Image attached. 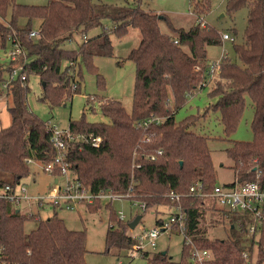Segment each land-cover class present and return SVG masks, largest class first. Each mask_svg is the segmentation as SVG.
<instances>
[{
	"label": "trees",
	"instance_id": "16d2710c",
	"mask_svg": "<svg viewBox=\"0 0 264 264\" xmlns=\"http://www.w3.org/2000/svg\"><path fill=\"white\" fill-rule=\"evenodd\" d=\"M244 7L248 11L243 41L236 42L235 37L233 41L243 65L222 58L216 77L211 79L208 45L223 41L221 32L204 21V14L212 9L210 0H195L196 18L188 28L176 26L164 12L145 9L142 0L125 5L93 0H50L43 5L0 0V49L19 50V59L10 60L8 70L14 62L22 66L7 89L4 83L10 76H0V96L7 92L12 99L11 124L0 129V183L28 176L31 169L27 158L44 164L57 154L47 121L28 104L30 74H39L43 84L41 98L51 102L64 101L65 93L73 97L81 92L84 67L95 75L98 88L105 91L106 79L96 66L95 57L113 55L110 33L123 37L132 27L138 28L140 43L128 54L135 64L132 109L128 112L121 101L102 96L100 109L107 121L71 119L72 133H98L103 140L99 146L89 141L69 142L70 169L92 192H131L129 199L144 202L146 210L176 204L166 196L171 190L183 195L187 234L199 245L213 249L218 264H244L242 255L248 238L243 216L230 215L232 230L228 238H209L200 225L206 213L214 211L216 201L189 194L196 183L203 185L204 192H211L217 184L208 137L193 128L204 114L176 119L190 96L213 82L209 95L216 101L206 111H219L224 132L230 135L237 129L249 101L254 110L253 139L233 142L227 154L234 161V177L253 180L257 168L262 170L264 181V0L225 2L231 16ZM105 19L112 21V32L105 29L87 35L102 26ZM33 30L37 31L36 36L29 37ZM232 31L236 34V28ZM76 35L84 36L79 47H66ZM152 115L160 122L136 127L138 121ZM151 155H156V159H151ZM102 202L84 204L94 211ZM111 202L104 205L110 217L105 236L107 250L129 249L134 243L129 233L132 220H120ZM28 220L36 222L29 231L25 228ZM0 242L4 259L10 264H87L86 232L68 228L56 208L52 215L42 218L40 210L26 214L13 203L0 200ZM249 249L258 252L255 264H264V226L258 240L251 239ZM182 257L176 261L161 250L154 253L152 262L187 264Z\"/></svg>",
	"mask_w": 264,
	"mask_h": 264
},
{
	"label": "rangeland",
	"instance_id": "374dc122",
	"mask_svg": "<svg viewBox=\"0 0 264 264\" xmlns=\"http://www.w3.org/2000/svg\"><path fill=\"white\" fill-rule=\"evenodd\" d=\"M19 3L43 5L50 0H17ZM101 1L106 4H132L133 0H93ZM212 9L209 13L204 14V21L215 27L221 32V44L208 45V56L210 63L220 61L222 58H231L238 65L243 62L237 56L233 42L229 39H223L222 33H229L230 36L236 38V42L243 41V34L247 25L246 7L239 9L233 15H229L225 9L226 0H210ZM195 0H142V6L145 9L155 11L157 13L164 12L172 18L174 24L178 27L188 28L194 23L195 14L193 12ZM112 21L104 20L102 26L95 27L87 35L92 36L103 30L111 31ZM164 31H168L165 25H162ZM236 28V34L233 33ZM114 45L112 56H97L94 59L99 71L106 79V90L101 91L96 83V77L90 73L85 67L83 69L82 90L80 93L63 94L62 100L54 99L43 100L41 98L43 92V84L39 74L32 72L29 76L28 85V104L30 108L44 121H48L50 125L56 126L59 131L69 128L71 119H82L89 122L107 121L108 118L101 112L100 103L106 99H116L122 102L128 112L132 109L133 89L135 83V64L128 59L131 49L138 46L141 40V32L138 28H131L123 37H116L110 33ZM83 35H76L75 39L66 44L68 48H78L83 41ZM8 51L0 49V76L7 79L14 70H21V63L14 62L11 64L12 69L8 70L9 61L19 59L18 52L13 59V55ZM121 61V64H118ZM18 71V72H19ZM216 77V75H213ZM211 76V79L214 78ZM7 81V80H6ZM213 82H209L204 88L198 89L197 92L190 96L188 103L181 108L176 119L179 121L189 114L201 113L200 120L197 123L195 131L208 137V145L211 150L212 159L216 170V179L218 184H226L234 179V161L228 156L227 148L233 145V142L239 140L249 141L253 139L251 121L253 119L254 110L250 102L244 111V115L239 122L237 129L230 135L224 132L223 124L220 120L219 111L209 109L207 107L215 103L216 98L209 95ZM95 97V98H94ZM94 98V99H93ZM67 99V100H66ZM89 99V100H88ZM12 99L7 92L0 96V129L11 124V112L9 106ZM93 106V108H92ZM48 124V125H49ZM31 173L22 178L26 184L27 192L33 196H40L53 191L58 182L66 186L65 176H54L44 171V164L38 160L32 161L30 164ZM68 178L72 180L73 175L70 173ZM107 201L102 202L100 207H95L94 211L88 210L87 206L82 203L75 209L68 210L58 207L59 216L65 219L68 228L75 230H84L86 232V248L85 260L87 264H149L147 257L136 256L131 257L128 248L112 247L107 250L105 236L109 227V211L104 206ZM113 208L117 212H122L127 220H133L137 215H141L140 221L134 227L133 231H129L131 235L142 232L145 228L156 226L157 218L162 217L167 220L174 212V208L169 205H160L148 210H143L138 204L133 203L129 198L114 199ZM23 213L29 214L40 210L42 218H47L53 214L54 208L46 205L38 209L35 203L24 202L19 207ZM231 221L223 217L217 211H208L201 222L207 232L209 238H228L231 234ZM36 222L28 220L25 228L27 231L35 228ZM238 230V229H236ZM182 235L173 232L170 237L163 234L158 240L159 251L167 250L173 260H179L182 256ZM256 252L255 255H257Z\"/></svg>",
	"mask_w": 264,
	"mask_h": 264
},
{
	"label": "built area",
	"instance_id": "2783aa9c",
	"mask_svg": "<svg viewBox=\"0 0 264 264\" xmlns=\"http://www.w3.org/2000/svg\"><path fill=\"white\" fill-rule=\"evenodd\" d=\"M37 31L33 30L29 33V37H35ZM223 39H229L232 42L234 37L229 33L222 34ZM15 59V55L19 50H9ZM221 61V60H220ZM220 61L210 63V75L217 74L218 65ZM19 70H14L10 75L8 82L4 83V87L7 89L11 80L18 76ZM23 78H25L23 76ZM94 99V98H93ZM160 118L155 116H149L148 118L138 121L136 127L146 128L151 123L160 122ZM47 127L51 132L50 141L55 147L57 154L53 160L44 163V171L54 176H65L67 184L63 188V185L58 182L57 187L50 193H46L40 196H33L28 194L26 184L19 180L16 182L0 183V200H5L13 203L16 207H20L22 203H35L40 204L42 207L51 205L53 208L63 207L68 210L75 209L79 204L84 202L92 203L96 200L99 201H113L114 199L129 198L131 192L118 194L112 190H102L98 192H92L83 183H81L76 175L70 169V162L67 159L68 156V144L71 141H89L94 146H99L103 140V137L98 133H90L89 135L72 133L70 128L59 131L56 126L48 125ZM149 140V137L145 138ZM162 151L159 150L158 154ZM156 155H151V159H156ZM35 158H27L25 161L30 164ZM255 179L240 181L239 176L234 177L233 181L226 184H216L211 192H204L203 185L196 183L189 189L190 195L199 197H211L215 199L216 208L214 211L219 212L223 217L230 220V215L243 216L247 223L246 237L248 240L245 245L248 246L243 251V259L246 263L255 264L257 250L250 251L251 239L258 240L264 226V181L261 169H255ZM73 175L72 180L68 178L69 174ZM131 190V189H130ZM167 197L176 201V204L171 205L174 208V212L169 219L165 220L160 217V222L156 226L145 228L141 233L132 235L134 243L128 249L130 256H143L147 257L149 264H153L152 257L158 249V240L165 234L170 237L171 233L177 232L182 235V260L187 264H218L217 257L213 249L199 245L192 235L186 232V219L187 214L181 204V197L183 195L171 190L166 194ZM133 203L138 204L139 207L146 211V205L144 202L138 200H132ZM120 220H126V217L122 212H118ZM134 229V228H133ZM129 228V231H133ZM250 240V241H249ZM166 253L168 252L167 250ZM0 264H10L4 259V247L0 242Z\"/></svg>",
	"mask_w": 264,
	"mask_h": 264
},
{
	"label": "water",
	"instance_id": "95a60500",
	"mask_svg": "<svg viewBox=\"0 0 264 264\" xmlns=\"http://www.w3.org/2000/svg\"><path fill=\"white\" fill-rule=\"evenodd\" d=\"M141 215H137L130 223H129V227L130 228H134L137 223L140 221ZM163 254H166V251H163Z\"/></svg>",
	"mask_w": 264,
	"mask_h": 264
},
{
	"label": "crops",
	"instance_id": "0c3cea01",
	"mask_svg": "<svg viewBox=\"0 0 264 264\" xmlns=\"http://www.w3.org/2000/svg\"><path fill=\"white\" fill-rule=\"evenodd\" d=\"M207 50H208V49H207ZM208 59H209V56H208ZM209 61H210V60H209ZM55 181L57 182V179H56ZM158 218H159V217H158ZM158 218H157V219H158Z\"/></svg>",
	"mask_w": 264,
	"mask_h": 264
}]
</instances>
